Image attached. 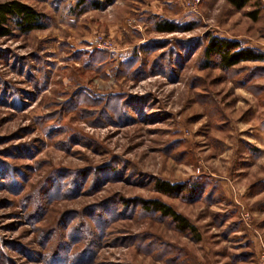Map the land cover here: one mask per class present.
<instances>
[{
  "label": "rangeland",
  "instance_id": "374dc122",
  "mask_svg": "<svg viewBox=\"0 0 264 264\" xmlns=\"http://www.w3.org/2000/svg\"><path fill=\"white\" fill-rule=\"evenodd\" d=\"M9 1L44 28L0 38V264H262L264 62L206 48L264 45V0Z\"/></svg>",
  "mask_w": 264,
  "mask_h": 264
},
{
  "label": "trees",
  "instance_id": "16d2710c",
  "mask_svg": "<svg viewBox=\"0 0 264 264\" xmlns=\"http://www.w3.org/2000/svg\"><path fill=\"white\" fill-rule=\"evenodd\" d=\"M89 0H79V6L83 7L82 12L86 10L84 5ZM110 1L111 0H107ZM227 2L240 12L247 7H253V11L246 13L247 17L257 22L263 12V3L261 0H227ZM94 7L99 8L100 3L94 2ZM44 17L31 6L20 1H9L0 3V38L11 37L14 31H20L23 34H29L35 30L44 28ZM161 32L173 33L178 31V27L173 23L164 22L159 25ZM207 56L215 58L217 66L223 70H229L245 62H264V53L252 48H243L242 43L237 40L226 39L222 37H212L206 48ZM156 190L166 195L180 194L184 191L185 185L172 184L167 181L159 180L156 183ZM146 210L160 214L174 222L181 232H195L196 228L183 215L175 211L169 205L152 201L143 203Z\"/></svg>",
  "mask_w": 264,
  "mask_h": 264
},
{
  "label": "crops",
  "instance_id": "0c3cea01",
  "mask_svg": "<svg viewBox=\"0 0 264 264\" xmlns=\"http://www.w3.org/2000/svg\"><path fill=\"white\" fill-rule=\"evenodd\" d=\"M233 40H237V41H239L240 39H233ZM240 42L242 43V47L243 48H252V49H257V50H259V51H261V52H263L264 53V45H262V46H257V45H254V44H252V43H249L248 41H243V40H240Z\"/></svg>",
  "mask_w": 264,
  "mask_h": 264
},
{
  "label": "built area",
  "instance_id": "2783aa9c",
  "mask_svg": "<svg viewBox=\"0 0 264 264\" xmlns=\"http://www.w3.org/2000/svg\"><path fill=\"white\" fill-rule=\"evenodd\" d=\"M262 261H263L262 264H264V256L262 257Z\"/></svg>",
  "mask_w": 264,
  "mask_h": 264
}]
</instances>
